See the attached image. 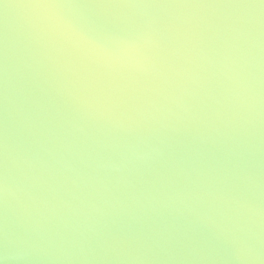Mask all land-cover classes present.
I'll return each instance as SVG.
<instances>
[{
  "label": "water",
  "instance_id": "1",
  "mask_svg": "<svg viewBox=\"0 0 264 264\" xmlns=\"http://www.w3.org/2000/svg\"><path fill=\"white\" fill-rule=\"evenodd\" d=\"M0 264H264L260 0H0Z\"/></svg>",
  "mask_w": 264,
  "mask_h": 264
},
{
  "label": "snow or ice",
  "instance_id": "2",
  "mask_svg": "<svg viewBox=\"0 0 264 264\" xmlns=\"http://www.w3.org/2000/svg\"><path fill=\"white\" fill-rule=\"evenodd\" d=\"M260 3L264 4V0H260ZM4 190H5L4 176H3L2 171H0V195L3 194Z\"/></svg>",
  "mask_w": 264,
  "mask_h": 264
}]
</instances>
